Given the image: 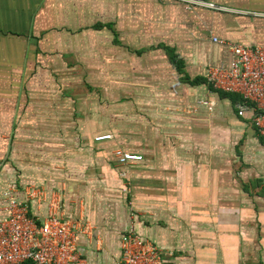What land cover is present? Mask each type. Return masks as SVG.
<instances>
[{
  "label": "crops",
  "instance_id": "1",
  "mask_svg": "<svg viewBox=\"0 0 264 264\" xmlns=\"http://www.w3.org/2000/svg\"><path fill=\"white\" fill-rule=\"evenodd\" d=\"M200 1L218 8L201 5L186 11L183 6L173 7L187 15L194 29H177L174 35L162 39L168 43H158L162 50L154 49L162 60L156 67L144 68L158 75V85L165 84L162 92L169 97L160 100L129 93L127 101L119 98L112 120L118 125L128 120L129 126L120 129L116 124L111 131L83 127L75 137L88 140L93 148L98 146L96 160H88L87 149L82 150L85 157L80 156L78 164L70 165L72 172L81 173L70 176L71 181L65 184L55 180L46 186L28 179L29 175L10 171L9 151L26 137L25 122H38L40 114L36 96L41 86L27 84L24 74L33 72L36 63L39 67L41 61L45 64L64 53H76L79 42L82 47L94 32L104 31L113 47L115 73H127L130 79L125 87L133 89L137 85L133 76L138 71L137 56L152 53L153 49L135 47L132 31L121 32L115 27V23L124 24L120 19L122 10L124 18L135 17L131 8L136 0H0V218L5 215L1 202L6 190L23 201V187L42 185L50 194L53 186L60 191L61 215L80 218L90 228L88 234L76 236L84 264H113L119 255L118 236L127 228L129 218L135 234L159 249L161 264H264V141L252 128L255 138L247 141L240 152L237 150L241 160L234 166L227 155L217 157L221 147L231 152L232 145L225 144L232 141L230 125L224 122L219 130H208L206 136L211 142L202 144L195 134L194 119L186 117L180 124L181 117L172 112L179 106H194L192 98L201 92V85L209 89L203 74L207 66L228 65L227 43L264 45V0ZM106 11L111 13V20L104 19ZM184 21L173 19L176 23ZM213 37L221 42H214ZM170 56L180 63L179 70L170 63ZM210 93L201 102L204 110L228 109L229 104L234 108L228 98ZM148 104L170 105L173 110L164 114ZM140 106H144L142 110ZM120 109L127 113L118 112ZM230 112L236 121L250 124L247 116L236 115L235 108ZM87 120L82 115L77 119ZM104 135L109 139L95 141ZM117 148L140 154L143 159L120 165L110 158ZM117 195L129 199L128 207L134 211L131 217ZM30 212L40 219L46 207L31 206ZM95 235L103 243L100 254H95L97 248L93 247L96 243L91 236Z\"/></svg>",
  "mask_w": 264,
  "mask_h": 264
},
{
  "label": "rangeland",
  "instance_id": "2",
  "mask_svg": "<svg viewBox=\"0 0 264 264\" xmlns=\"http://www.w3.org/2000/svg\"><path fill=\"white\" fill-rule=\"evenodd\" d=\"M178 6H183L186 11H191L192 9L187 10L184 4L178 0H136V4L131 8V11L135 13L134 18H124L123 11L125 10H122L120 19L121 23L124 24L119 26L115 23L116 29L121 30V32H128L130 29L135 38V47L145 45V48L153 49L152 53L149 51L147 54L144 53L141 56H137L138 71L133 75L137 80V85L133 89L125 87L126 81L130 79L127 73L120 72L119 75L115 73L114 67L116 63L114 64L113 47L109 43V34L104 31L94 32V36L88 37L82 47L79 42L76 53H64L60 57L45 62V64L41 61L42 65L39 67L36 63L37 68L33 72L29 71L24 74L27 84L36 83L41 86L40 93L36 96L40 101L38 106L40 114L39 119L37 118L38 122L32 123L31 119L25 122L23 129L26 137L22 138V141H18L17 143L19 144L9 151L10 171L14 175L16 173H24V175H29L28 179L37 182L41 181L43 184L45 183L44 185L48 183L51 185L55 180L61 181L63 184L66 181H71L72 178L70 176L81 173V170H75V172L70 170V165L78 164L80 156L85 157V154L81 153V151L87 149L88 156L86 158L90 161H95V153L98 149V146H95V148L91 147L92 145L88 140L84 141L75 137L79 130H82L85 126L104 127L110 131L113 130L117 124L112 120L117 113L115 104L119 98H121L119 99L120 101L124 99L127 101L129 93L150 99L153 97L161 100L163 97H169L168 93L162 92L165 84L158 85L160 82L158 75H155L156 73L153 70L144 71V68L145 70L149 68L145 65H152L150 68L156 67V63L162 60V56L158 51H155L163 49V46L158 43H168L167 40L161 41L162 39H168L171 35H174L177 29H183L186 32L193 31L194 27L189 22L187 15L185 16L182 11L180 13V11L172 9L173 7L177 9ZM174 18L178 20L184 18L185 21L176 23L173 22ZM104 19L111 20V13L106 11ZM129 20H131L130 24L126 23ZM148 53L151 55H148ZM49 59L47 57V60ZM120 80L121 83L119 84ZM151 80H156V83L150 82ZM199 89L201 92H193L197 94L196 98L191 97L193 103H191L192 100H187V102L194 105L191 107L186 105L179 106L175 111H172L173 109L170 105L167 107L162 104L157 106L148 104L147 106L158 109L164 114L170 113V111L176 112L181 117L178 120L180 124H184L186 117L194 119L195 134L200 137L199 143L202 144L207 141L211 142V139L206 136L208 130H219L224 127L222 125L226 122L231 128L232 141L225 144L228 147L232 145V149L231 152L223 147L217 149V157L227 155V157L232 159L233 165L237 166L241 160L237 157H240L241 154L239 156L236 152L237 150L240 152L247 141H252L255 138L253 129L247 122L236 121L234 115L230 112V110L234 111L232 105H228L229 110L225 109L223 107L224 102L221 100L219 104L223 108L220 110H215L216 112L204 110L201 102L208 98L203 97H209L212 93H210V89L207 90L202 85ZM195 99H198L197 103ZM72 100L75 102L73 103ZM143 107L140 106L139 110H142ZM218 111L221 112L217 113ZM118 112L127 113L126 110L122 109L118 110ZM229 114L232 116H229ZM80 115L88 120L85 122L77 121ZM230 119H232L231 122H229ZM135 122L138 124L144 123L143 121L139 122V120ZM128 126V120H124L121 125L117 124L116 127L121 129ZM164 133L167 134L166 131ZM32 134H34V137L30 136ZM96 172L95 170L94 176L97 175ZM33 175L35 176L33 177ZM26 187H33V185L23 188ZM40 187L44 186L41 185ZM52 188V194L57 195V199L61 197L58 193L60 191L53 186ZM116 197H121L122 202L120 203L125 206L127 216L131 217L134 211L128 207L129 199L125 195H117ZM57 202L58 206L61 207L62 199L57 200ZM127 220L128 226L133 224L132 218ZM115 231L112 229V232ZM112 235L114 239L115 235ZM91 239L96 243V245H93L94 248H97L95 254H100L103 248L102 241L99 236H91ZM85 259L86 261L88 260L87 257ZM97 264L101 263L97 262Z\"/></svg>",
  "mask_w": 264,
  "mask_h": 264
},
{
  "label": "built area",
  "instance_id": "3",
  "mask_svg": "<svg viewBox=\"0 0 264 264\" xmlns=\"http://www.w3.org/2000/svg\"><path fill=\"white\" fill-rule=\"evenodd\" d=\"M189 10L194 6L217 9L210 2L178 0ZM214 42H221L215 37ZM230 53L227 66H207L203 74L210 90L233 93L236 115L249 119L258 138L264 141V45L241 46L226 44ZM109 136L95 141L108 140ZM111 158L118 164L142 160L140 154L115 149ZM11 188V187H10ZM47 194L44 187H26L23 201L14 198L11 190L2 195L0 218V264H84L78 250L76 236L87 234L90 228L82 219L61 215L55 194ZM45 205L46 214L40 219L30 207ZM132 224L118 236L119 255L113 264H161L162 255L153 244L135 234Z\"/></svg>",
  "mask_w": 264,
  "mask_h": 264
},
{
  "label": "trees",
  "instance_id": "4",
  "mask_svg": "<svg viewBox=\"0 0 264 264\" xmlns=\"http://www.w3.org/2000/svg\"><path fill=\"white\" fill-rule=\"evenodd\" d=\"M169 61H170V63L172 65L175 66V68L177 70H179L180 63L176 59H174L173 57L170 56L169 57ZM208 88H209V86H208ZM211 91L216 92L218 94V96H220V97L228 98L232 103H235L236 101H238V97L235 94H233V93L223 92V91H220V90H211Z\"/></svg>",
  "mask_w": 264,
  "mask_h": 264
}]
</instances>
